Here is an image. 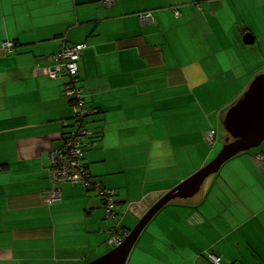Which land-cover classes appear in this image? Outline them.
Instances as JSON below:
<instances>
[{
	"label": "crops",
	"instance_id": "crops-1",
	"mask_svg": "<svg viewBox=\"0 0 264 264\" xmlns=\"http://www.w3.org/2000/svg\"><path fill=\"white\" fill-rule=\"evenodd\" d=\"M104 1L0 0V264H89L110 252L112 238L210 163L218 132L208 134L264 71L238 60L264 47L253 29L264 0ZM146 12L152 23L138 19ZM65 42L87 45L76 84L98 112L83 159L117 193L113 218L94 190L50 179V153L74 126L71 77L48 75ZM208 180L203 196L152 219L127 264H212V254L264 264V143ZM55 188L61 198L49 204Z\"/></svg>",
	"mask_w": 264,
	"mask_h": 264
},
{
	"label": "water",
	"instance_id": "water-1",
	"mask_svg": "<svg viewBox=\"0 0 264 264\" xmlns=\"http://www.w3.org/2000/svg\"><path fill=\"white\" fill-rule=\"evenodd\" d=\"M229 137L216 158L161 198L140 220L137 226L107 254L89 264H127L140 235L152 219L177 199L187 200L198 194L212 175L241 153L259 148L264 143V72L257 75L246 92L231 106L223 119Z\"/></svg>",
	"mask_w": 264,
	"mask_h": 264
},
{
	"label": "built area",
	"instance_id": "built-area-1",
	"mask_svg": "<svg viewBox=\"0 0 264 264\" xmlns=\"http://www.w3.org/2000/svg\"><path fill=\"white\" fill-rule=\"evenodd\" d=\"M112 0H105L106 5H110ZM153 18L150 13L140 15L142 23H152ZM2 49L7 53H13L14 44L11 41L2 43ZM86 44H70L65 42L62 45L60 52L54 55L55 67L48 70L50 78L56 79L62 75L69 77L75 76L78 73V61L80 60ZM77 80L72 79L66 87V94L73 98L72 106L73 116L77 124L74 129L66 136L63 147L51 151L49 156V171L50 179L56 185L71 183L80 184L86 189L92 188L102 199L106 209V217L114 216L115 211V191L105 189L101 183L96 182L91 178L88 169L83 162L85 147L88 143L84 141L91 136V133L86 128L85 120L93 110L85 105V96L82 87L76 84ZM215 138V131L210 132L207 136L209 142ZM61 198L60 189L55 188L47 194L45 201L51 204L53 201ZM114 242L118 239L113 238ZM213 264H220V258L214 254L209 256Z\"/></svg>",
	"mask_w": 264,
	"mask_h": 264
},
{
	"label": "rangeland",
	"instance_id": "rangeland-1",
	"mask_svg": "<svg viewBox=\"0 0 264 264\" xmlns=\"http://www.w3.org/2000/svg\"><path fill=\"white\" fill-rule=\"evenodd\" d=\"M256 21L258 22V25L256 24V23H254V25H253V29L256 31V29H258L259 30V32L262 34V35H264V19H262V21H261V18L259 17V18H256ZM250 50H254V51H256L257 52V57H254V54H251V53H248L247 55H239L238 56V60L240 61V62H242V65L244 64V66H246V68L247 67H249L248 66V62L247 61H249V60H252L253 61V66H255V67H257V70H256V72H258V71H263L264 70V47H262V48H258V47H250ZM260 65H262V66H260ZM263 69V70H262ZM264 72V71H263ZM263 72H261V73H263ZM261 73H259V74H261ZM259 74H257V75H259ZM256 75V76H257ZM255 76V77H256ZM254 77V78H255ZM224 140H226V132H225V128L223 127V126H220L219 125V128H218V136H217V141H216V143H214V144H212V146L211 147H213V146H215V144H217L218 143V146L216 147V151L214 152V154H213V157H212V159L210 160V162L214 159V157L221 151V149H222V146L224 145V144H222L223 142H224ZM258 148H255V149H252V150H250V151H253V150H257ZM234 170V169H233ZM216 176L218 175V174H215ZM215 175H212V176H215ZM212 176L211 177H209L208 179H210V178H212ZM206 180V182L205 183H207V181L209 182V180ZM204 183V184H205ZM205 189H203V190H201L199 193H200V197L201 196H203L204 195V192H202V191H204ZM199 193L198 194H196L194 197H192V198H189V199H187L186 201H188V200H192V199H194L197 195H199ZM181 201V199H177V200H175L176 202L177 201ZM56 201H58V199L56 200ZM56 201H53V202H56ZM183 201V200H182ZM125 234H129V232L128 233H125ZM90 263V262H89Z\"/></svg>",
	"mask_w": 264,
	"mask_h": 264
},
{
	"label": "trees",
	"instance_id": "trees-1",
	"mask_svg": "<svg viewBox=\"0 0 264 264\" xmlns=\"http://www.w3.org/2000/svg\"><path fill=\"white\" fill-rule=\"evenodd\" d=\"M112 2H113V0H112ZM112 2H111V4H112ZM104 3V2H103ZM105 4V3H104ZM111 4L110 5H106V6H108V7H110L111 6ZM148 13H151V12H146V13H140V14H138V19L140 20V15H146V14H148ZM60 52V51H59ZM83 55V54H82ZM82 57V56H81ZM81 59V58H80ZM79 62V61H78ZM79 70V69H78ZM77 75H78V73L75 75V76H72L71 77V79H74V80H78L77 79ZM85 96V95H84ZM71 98V97H70ZM74 99L73 98H71V108H72V106H73V104H74ZM86 101V100H85ZM236 103V102H235ZM234 103V104H235ZM233 104V105H234ZM85 105H87V103H85ZM232 105V106H233ZM88 106V105H87ZM89 109H91V110H93V112L91 113V115L92 114H96L98 111L97 110H95V109H92V108H89ZM225 114H226V112L223 114L224 116H222V119H221V122H220V126H223V119H224V117H225ZM88 118V117H87ZM72 119L74 120V126H73V128L72 129H74L75 128V126H76V124H77V122H76V120L74 119V116H73V111H72ZM87 119L85 120V123H86V126H87ZM224 127V126H223ZM87 129H88V131L91 133V136H89V138H86L84 141H86L87 143H88V146H86L85 147V151H86V149L88 148V147H90L92 144H93V138L94 137H92V136H95V134H94V132L93 131H91L89 128H88V126L86 127ZM217 130H215V136H216V134H217ZM225 132H226V130H225ZM227 137H229V134L226 132V138ZM214 143V142H213ZM212 143V144H213ZM85 151H84V155H85ZM246 153V152H245ZM241 154H243V153H241ZM241 154H239V155H241ZM84 155H83V158H84ZM83 162H84V159H83ZM85 164V163H84ZM85 166H86V168L88 169V167H87V165L85 164ZM89 171V170H88ZM90 173V172H89ZM90 176H91V173H90ZM91 178H93V176H91ZM94 179V178H93ZM96 182H99V183H101L100 181H98V180H95ZM102 184V183H101ZM59 185H61V184H59ZM58 185V186H59ZM102 186H103V184H102ZM104 187V186H103ZM105 188V187H104ZM105 189H107V188H105ZM88 190H92V188H88ZM107 190H111V189H107ZM114 191V190H113ZM100 197V196H99ZM100 199H101V202H102V205H103V210H104V212H105V216H106V209H105V206H104V204H103V199L100 197ZM114 201H115V204H116V206H115V211H114V216H116L117 215V206H118V200H117V193L115 192V199H114ZM173 203V202H172ZM171 204V203H170ZM170 204H168V205H170ZM114 216H111V217H109V218H113ZM129 231H131V230H129ZM128 231V232H129ZM128 232H123L124 234H122V236H121V239L123 240L125 237H126V234L125 233H128ZM112 240H113V238H112ZM212 264H213V262H212ZM220 264H221V261H220Z\"/></svg>",
	"mask_w": 264,
	"mask_h": 264
},
{
	"label": "clouds",
	"instance_id": "clouds-1",
	"mask_svg": "<svg viewBox=\"0 0 264 264\" xmlns=\"http://www.w3.org/2000/svg\"><path fill=\"white\" fill-rule=\"evenodd\" d=\"M127 236V235H126ZM121 240V239H120Z\"/></svg>",
	"mask_w": 264,
	"mask_h": 264
},
{
	"label": "bare ground",
	"instance_id": "bare-ground-1",
	"mask_svg": "<svg viewBox=\"0 0 264 264\" xmlns=\"http://www.w3.org/2000/svg\"><path fill=\"white\" fill-rule=\"evenodd\" d=\"M71 44V43H70Z\"/></svg>",
	"mask_w": 264,
	"mask_h": 264
}]
</instances>
